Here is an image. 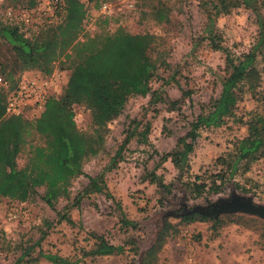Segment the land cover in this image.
Listing matches in <instances>:
<instances>
[{"label": "rangeland", "instance_id": "1", "mask_svg": "<svg viewBox=\"0 0 264 264\" xmlns=\"http://www.w3.org/2000/svg\"><path fill=\"white\" fill-rule=\"evenodd\" d=\"M41 0H35L34 23L23 25L15 17H8L5 11L27 9V0H0V22L15 23L28 39L41 34L39 25L54 27L61 22L68 11L70 0H60L59 9L53 14L39 11ZM84 10V19L78 40L95 37L108 44H119L121 38L128 41L124 58L119 68L123 74H100L94 76L91 66L84 61L72 65L70 54L61 56L52 64L50 78L54 86L51 96L58 99L70 92L68 79L74 71L81 74L88 68L93 85L78 94L72 103L76 126L90 133L91 124L106 126L101 149L83 163V171L94 176L100 173L108 160L115 154L125 132L130 133L128 143L120 149L119 156L110 170L103 171L106 190L114 201L102 194L83 196L79 206L72 205V197L86 184V178H74L69 186V197L58 198L48 207L39 198L42 192L25 202L10 201L0 197V264H57L46 260L44 253L55 254L68 260L67 264H129L133 255L131 239L142 252L152 242L158 225V211L170 206V194L142 179L144 169L155 170L164 182L174 181L171 194L184 191L177 172L168 161H160V154L173 146L182 135L192 116L199 112V104L216 97L223 76V53L213 50L201 40L205 22L204 4L210 0H129L127 4L111 2V12H99L100 0H77ZM127 5V6H126ZM129 5V6H128ZM215 29L221 36V44L237 55L248 50L255 39L256 28L250 11L241 7L227 14H218ZM150 60L153 77L144 88H135L137 60ZM0 63L6 76L13 81L23 71L9 45L0 39ZM257 67H264V54L258 56ZM178 84L173 81L161 87L163 102L154 108L147 103L148 90H156L161 78H167L173 70ZM93 70V71H92ZM76 86L77 84H73ZM96 92L119 106L116 113L100 112L95 101ZM86 94H88L86 96ZM233 115L223 119L219 126L209 125L199 130L192 153L189 155L190 169L181 180L206 170H213L214 158L230 148L234 139L245 135V126L238 118L245 120L247 112L257 108L264 113V101H254L248 93L240 94ZM4 113V111H3ZM12 116L2 114L1 123ZM22 121L32 122L34 116L25 113ZM8 130V129H7ZM0 131V157L18 145L14 157L17 170L26 171L27 144L38 143L34 133L24 136L19 145L18 135ZM22 136V135H21ZM21 141V139H20ZM235 180L249 190L250 200L264 205V159L250 165L244 175ZM188 197V204H204L206 200L216 201L228 195L224 187L217 194L202 193ZM161 200L163 206L158 200ZM117 203L118 207L114 205ZM57 213H63L72 220L68 224L58 220ZM132 221L135 226L123 225L121 217ZM175 233L166 238L156 253L154 264H264V219L246 213L222 216L213 225L210 220L178 224ZM103 235L110 244H124L119 254L97 255L96 242L88 232Z\"/></svg>", "mask_w": 264, "mask_h": 264}, {"label": "trees", "instance_id": "2", "mask_svg": "<svg viewBox=\"0 0 264 264\" xmlns=\"http://www.w3.org/2000/svg\"><path fill=\"white\" fill-rule=\"evenodd\" d=\"M104 1V0H100ZM35 0H27V8L34 5ZM241 7L250 11L256 28L253 43L247 51L237 55L221 44V36L215 29V18L218 14H227L232 9ZM59 5L55 8V13ZM203 12L205 22L202 28L201 40H205L209 47L223 53V76L220 78V89L216 97L209 98L207 102L199 104V112L192 116L188 122L186 131L175 139L173 146L167 152L160 154V161H168L177 172L176 180L180 181L184 191L190 197H198L202 193L217 194L226 187L229 193L224 198L216 201L206 200L204 204H188L185 192L180 195L171 194L175 189V180L164 182L162 176L155 170H145L142 179L154 184L157 188L170 194L167 201L170 206L158 211V225L154 232L152 242L142 252L134 242L131 249L135 258L129 264H154L156 253L167 237L175 233L178 224H188L193 221L210 220L213 225L219 223L222 216L233 213H246L258 219H264V205H259L250 200L251 193L247 188L235 180L236 175H244L250 165L259 159H264V113L254 108L247 112L245 120L240 121L245 126V135L234 139L230 148L218 154L209 172L202 170L187 180H181L187 174L189 155L192 153L199 130L209 125L219 126L223 119L233 115V110L241 93H248L256 102L264 101V67H257V58L264 54V0H210L204 4ZM84 19V10L77 0H70L68 11L61 22L54 27L47 24L39 25L42 29L40 35L28 39L18 26L13 23L0 22V39L4 40L12 50L21 70L38 72L42 77H48L52 71V64L58 58L70 54L72 65H78L83 61L91 66L93 74H123L119 68L124 58V48L128 41L121 38L119 44H108L98 41L95 37H86L78 40L81 25ZM135 88H144L154 73L150 60H137L135 66ZM81 74L72 72L68 79L70 92L60 99L49 96L43 103V109L34 117L32 122L22 121L19 116L7 118L6 123L0 121V131L18 135L19 145L24 143V136L34 133L39 138L38 143L27 144L26 171L17 170L14 166V157L17 147L10 151L7 157H0V197L10 201L25 202L37 194V188L42 192L39 198L48 207L53 205L58 198L69 197V186L74 178L84 176L86 184L72 197V205L78 207L83 196L93 193L102 194L110 201H114L106 190L103 171L110 170L115 164L116 156L130 139V133L125 132L115 154L108 160L102 171L90 176L83 171V163L93 157L102 147L103 135L106 130L104 124H91V132L80 130L74 121L72 103L76 101L78 94L87 90V86L93 85L91 76L88 78V68H83ZM92 70V71H93ZM173 70L166 79L161 78V85L156 90H148L147 103L154 105L165 98L161 96V87L164 83L173 81L178 84ZM77 84L76 86H72ZM78 93V94H77ZM88 94H86L87 96ZM102 99L97 102L101 112L119 111V106L111 102L100 92H96ZM3 114V97L0 94V119ZM22 135V136H21ZM21 139V141H20ZM161 206L163 203L159 199ZM114 205L117 203L114 202ZM58 220L72 224V220L63 213H57ZM123 225L135 226V223L120 215ZM92 238L98 248L97 255L119 254L124 251V244H110L103 235L95 232L87 234ZM51 263L67 264L66 258L55 254L44 253L42 255Z\"/></svg>", "mask_w": 264, "mask_h": 264}, {"label": "built area", "instance_id": "3", "mask_svg": "<svg viewBox=\"0 0 264 264\" xmlns=\"http://www.w3.org/2000/svg\"><path fill=\"white\" fill-rule=\"evenodd\" d=\"M118 4H127L129 0H113ZM60 0H41L39 11H46L53 14ZM111 2L102 1L99 12L109 14L111 12ZM127 6V5H126ZM129 6V5H128ZM34 9H24L13 12L10 8L5 11L8 19L15 17L20 24L28 25L35 22L32 19ZM54 83L50 76L42 77L38 72L23 71L17 78L11 81L3 71L0 63V94L3 97V111L8 116H22L29 113L36 117L43 109V103L47 97L51 96Z\"/></svg>", "mask_w": 264, "mask_h": 264}, {"label": "crops", "instance_id": "4", "mask_svg": "<svg viewBox=\"0 0 264 264\" xmlns=\"http://www.w3.org/2000/svg\"><path fill=\"white\" fill-rule=\"evenodd\" d=\"M4 114V113H3ZM5 115V114H4Z\"/></svg>", "mask_w": 264, "mask_h": 264}]
</instances>
